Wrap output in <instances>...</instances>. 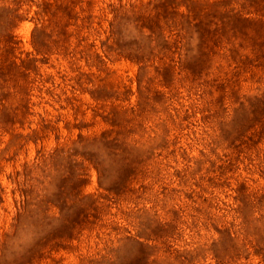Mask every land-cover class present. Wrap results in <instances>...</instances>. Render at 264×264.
I'll return each mask as SVG.
<instances>
[{"label":"rangeland","instance_id":"374dc122","mask_svg":"<svg viewBox=\"0 0 264 264\" xmlns=\"http://www.w3.org/2000/svg\"><path fill=\"white\" fill-rule=\"evenodd\" d=\"M0 264H264V0H0Z\"/></svg>","mask_w":264,"mask_h":264}]
</instances>
